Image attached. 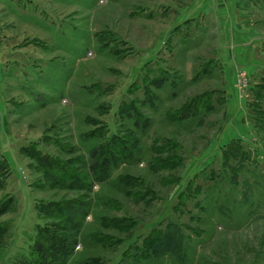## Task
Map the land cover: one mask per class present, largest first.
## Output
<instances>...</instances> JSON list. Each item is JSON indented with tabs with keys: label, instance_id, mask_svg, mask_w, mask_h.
Here are the masks:
<instances>
[{
	"label": "rangeland",
	"instance_id": "1",
	"mask_svg": "<svg viewBox=\"0 0 264 264\" xmlns=\"http://www.w3.org/2000/svg\"><path fill=\"white\" fill-rule=\"evenodd\" d=\"M193 1L0 0V264L30 255L40 227L65 233L44 203L82 201L65 264H264V0L245 13L254 69L228 68L211 13L173 31ZM192 100L198 117L171 120ZM115 135L137 155L97 180L96 151ZM34 151L91 190L51 179ZM159 231L174 251L152 252Z\"/></svg>",
	"mask_w": 264,
	"mask_h": 264
},
{
	"label": "trees",
	"instance_id": "2",
	"mask_svg": "<svg viewBox=\"0 0 264 264\" xmlns=\"http://www.w3.org/2000/svg\"><path fill=\"white\" fill-rule=\"evenodd\" d=\"M164 82H166L165 76L157 79L155 83L161 85ZM153 97H155L154 94L150 92V95L144 102H148V100H151L152 103ZM201 98L203 99L202 101L210 100L208 94L202 95ZM196 102L197 101L192 100L187 105L180 108L177 112L173 113L170 117L171 120L181 121L185 118H191L194 114H196V110L192 109ZM211 106L212 104H209V107ZM126 110L128 115H130L131 117L134 116L137 123L140 122V119L142 117L141 114L138 113L136 107L135 110L137 115L131 113L129 109ZM194 111L195 113L193 114ZM123 112L125 111L123 110ZM198 115L199 114L197 113L195 116H193V118L198 117ZM130 144L131 142L126 138L124 139L120 136L115 135L112 137V139H110L107 145L100 146L101 148L99 147L97 149V155L94 157L96 160L93 167V177L100 181L104 180L103 178H108L110 176L111 168L115 164H118L122 160L133 159L134 157H136V147L135 145ZM30 154L37 157L39 161H45L44 163H46V165H44V168L47 169V171H45L54 181H57L58 183H61L63 181V183L65 184L67 180H70L73 181V183H75L74 186H77L78 188L81 187L85 190H91V183L83 182L80 185H77V182L74 181L78 180V177H76V174L74 175V173H70V175L67 174L66 180L54 173L53 169L57 164H59L58 160H56L54 156H49L47 154L40 153L39 151H34L32 153L30 152ZM72 162L86 165L85 160L81 157L76 158V160H72ZM84 176H86V178L88 177L86 172H84ZM89 176L91 177V175ZM3 177L4 175L0 176V185L4 182ZM76 203L79 205L78 207H76V205L70 204L63 205L61 203L52 202L44 203L41 208L47 212L49 211V214H54V216L56 217L58 212H61V214L64 215L63 222L57 224V227L60 231L65 233L56 235L55 230H47L46 228L40 227V239L35 242L30 255L23 256L20 259H15L13 264H65L75 251L78 236L80 235L82 229V221L84 220L85 214L89 212V207L91 206V201H82ZM7 204L8 203H5V205H3L4 207L0 209V214L8 209V207H6ZM5 231L6 227L0 226V235H2ZM159 234L160 235L158 237H154V239L151 240L149 244V248L152 250V252L155 251L156 253L162 254L166 253L167 251H174V244L172 242H168L169 238L171 237L170 233L166 231H159Z\"/></svg>",
	"mask_w": 264,
	"mask_h": 264
},
{
	"label": "crops",
	"instance_id": "3",
	"mask_svg": "<svg viewBox=\"0 0 264 264\" xmlns=\"http://www.w3.org/2000/svg\"><path fill=\"white\" fill-rule=\"evenodd\" d=\"M249 6V0H194L191 4L186 6V9H183V15L176 19L172 28L175 33H179L184 26L186 28H193L197 23L198 15L200 13L204 12L207 16L208 13H211L212 15L209 17L211 19H217L218 22H220L222 37L231 39V41L229 40L226 42V47H228L225 49V62L228 65V68H235L240 65V67L243 68V65H245L248 69H254L258 61L254 56V53L257 51L256 46H260L261 41L257 42L260 40L257 38L258 40H255L254 44L244 45V42L248 41L245 40V38H251L248 31H245V29H248L247 26L245 27L247 23L245 13ZM187 30L188 29H186V31ZM170 34L169 31H165L162 35V40L164 38H169ZM151 51H155L154 47L151 48ZM234 133L236 134V130L233 129L227 133L225 132V137H223V139L225 138V141L222 142L227 143L233 139L235 137L233 136Z\"/></svg>",
	"mask_w": 264,
	"mask_h": 264
}]
</instances>
